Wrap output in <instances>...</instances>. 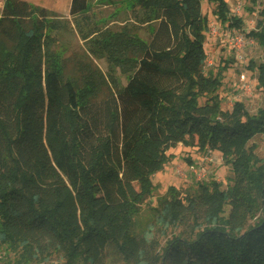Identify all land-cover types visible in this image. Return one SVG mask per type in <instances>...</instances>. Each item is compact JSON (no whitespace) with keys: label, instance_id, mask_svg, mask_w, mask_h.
<instances>
[{"label":"trees","instance_id":"16d2710c","mask_svg":"<svg viewBox=\"0 0 264 264\" xmlns=\"http://www.w3.org/2000/svg\"><path fill=\"white\" fill-rule=\"evenodd\" d=\"M94 1L72 0L70 17L84 18ZM132 1L157 13L159 23L148 43L130 34L107 42L127 83L114 69L99 82L88 74L83 88L64 80L42 33L65 22L26 1L4 2L0 246L19 253L16 264L46 261L53 252L65 264H104L107 252L127 264H264V159L249 145L264 133V113L250 115L239 102L231 113L222 110L223 69L205 72L210 26L202 0ZM209 1L222 25L242 27L225 0ZM247 36L264 49V19ZM258 69L264 90V63ZM105 87L110 95L100 101ZM189 140L201 151H220L233 178L226 189L211 182L168 197L159 224L196 227L160 248L135 232L140 205L152 176L169 163L168 151Z\"/></svg>","mask_w":264,"mask_h":264},{"label":"rangeland","instance_id":"374dc122","mask_svg":"<svg viewBox=\"0 0 264 264\" xmlns=\"http://www.w3.org/2000/svg\"><path fill=\"white\" fill-rule=\"evenodd\" d=\"M233 17L242 21V27L222 25L216 15V5L209 0H202V12L208 17L209 24L222 26L223 30L236 27L244 35L253 30H258L260 21L264 19V0H225ZM0 8V17L2 13ZM57 19L64 26L57 31H43L49 35L52 41V50L56 53L58 64L61 61L64 80L72 85L83 88L85 76L95 74L99 82L102 77L115 69V75L122 85L127 80L122 74L121 67H115L108 56L107 42L112 38L123 34H130L141 41L148 43L158 26V15L155 12H147L138 7L132 0H96L94 1L84 18L74 20L68 13L58 14ZM22 24L29 26L32 20L24 19ZM8 24H6L7 26ZM248 37V36H247ZM205 50L208 60L205 66L206 73L216 74L223 69V81L219 90L222 98V110L231 113L236 102L242 103L250 115L264 113V90L260 85V72L258 66L264 63V49L255 41V44L246 50L242 60L235 56L234 48H231L225 40V34L214 36L208 31L206 34ZM42 52L35 53V59L41 60ZM227 65V68L223 67ZM246 76L250 90L243 88L240 82L241 75ZM100 75L102 77H100ZM108 88H103L98 99L101 101L110 95ZM189 145L178 144L168 151L171 159L162 171L151 178L152 190L141 205L137 217L135 232L137 235L158 240L160 248L166 245L179 233L194 234L195 225L192 222L177 227L164 228L158 222V215L163 202L174 192L178 191L182 196L196 191L200 184L217 182L222 189H226L233 178L231 164L226 162L218 150L201 151L197 146V140H189ZM249 145L256 146L257 156L264 159V133L255 136ZM191 166L198 168L205 175V180H199L191 173ZM133 195L138 193L137 184L131 185ZM230 211L226 207L225 216ZM20 258L18 252H14L5 246H0V262L16 264ZM32 264H65L61 253L53 252L46 261H37ZM104 264H127L121 257L113 252H107Z\"/></svg>","mask_w":264,"mask_h":264},{"label":"built area","instance_id":"2783aa9c","mask_svg":"<svg viewBox=\"0 0 264 264\" xmlns=\"http://www.w3.org/2000/svg\"><path fill=\"white\" fill-rule=\"evenodd\" d=\"M210 33L214 36H218L220 34H225V40L231 48H234L235 56L238 60H242L245 56L246 50L255 44V40L247 37L236 27H229L226 31L223 30L222 26H218L216 24H209ZM241 85L247 91L250 90V84H247L246 76L244 74L241 75L240 78ZM191 173L196 175L199 180H205L206 175L195 167L191 166L189 169Z\"/></svg>","mask_w":264,"mask_h":264},{"label":"crops","instance_id":"0c3cea01","mask_svg":"<svg viewBox=\"0 0 264 264\" xmlns=\"http://www.w3.org/2000/svg\"><path fill=\"white\" fill-rule=\"evenodd\" d=\"M6 0H0V8H3ZM26 1L37 7L54 12L56 15L67 14L70 16V8L72 0H21Z\"/></svg>","mask_w":264,"mask_h":264}]
</instances>
